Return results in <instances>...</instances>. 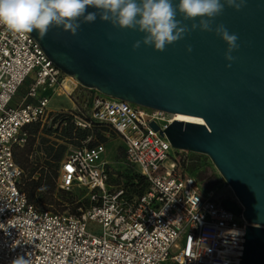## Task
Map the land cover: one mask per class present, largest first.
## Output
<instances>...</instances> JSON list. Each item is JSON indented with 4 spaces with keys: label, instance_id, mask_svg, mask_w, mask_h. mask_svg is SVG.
Instances as JSON below:
<instances>
[{
    "label": "built area",
    "instance_id": "built-area-1",
    "mask_svg": "<svg viewBox=\"0 0 264 264\" xmlns=\"http://www.w3.org/2000/svg\"><path fill=\"white\" fill-rule=\"evenodd\" d=\"M30 74L26 95L36 101L10 104ZM45 87L74 101L76 125L101 124L119 136L125 161L147 181L145 191L132 200L121 186L109 191L106 147L95 142L59 163L58 187L85 189L87 207L59 213L29 201L13 146L25 143V125L51 120L47 96H37ZM166 114L80 86L26 33L0 26V264L17 256L30 264H238L246 221L223 205L227 196L203 190L183 171L177 153L168 159L171 144L158 133L171 122Z\"/></svg>",
    "mask_w": 264,
    "mask_h": 264
},
{
    "label": "water",
    "instance_id": "water-1",
    "mask_svg": "<svg viewBox=\"0 0 264 264\" xmlns=\"http://www.w3.org/2000/svg\"><path fill=\"white\" fill-rule=\"evenodd\" d=\"M177 19L191 28L193 21L179 12ZM217 24L239 37L234 61L225 59L226 42L199 29L163 52L144 45L133 50L143 33L99 17L81 23L75 36L56 26L43 39L36 31L26 34L86 89L201 118L172 120L158 133L176 150L209 157L237 201L224 198L223 205L246 221L238 264H264V0H245L240 11L225 5ZM148 124L158 130L152 120Z\"/></svg>",
    "mask_w": 264,
    "mask_h": 264
},
{
    "label": "clouds",
    "instance_id": "clouds-1",
    "mask_svg": "<svg viewBox=\"0 0 264 264\" xmlns=\"http://www.w3.org/2000/svg\"><path fill=\"white\" fill-rule=\"evenodd\" d=\"M244 3L245 0H178L175 5L173 0H0V26L21 34L36 31L43 39L53 26L75 36L81 23H94L99 17L121 29L143 33L142 40L132 45L133 50L144 45L160 52L199 29L214 32L226 42L225 59L231 62L236 59L232 53L239 49V37L230 34L223 24L213 27L214 18L223 13L225 5L240 11ZM178 12L184 20L193 21L190 29L177 19ZM187 51L192 48L189 46ZM11 264L30 261L17 256Z\"/></svg>",
    "mask_w": 264,
    "mask_h": 264
},
{
    "label": "trees",
    "instance_id": "trees-1",
    "mask_svg": "<svg viewBox=\"0 0 264 264\" xmlns=\"http://www.w3.org/2000/svg\"><path fill=\"white\" fill-rule=\"evenodd\" d=\"M23 129L27 132L25 143L13 146L14 160L23 172L20 187L30 202L36 203L41 209H48L52 203H56L54 192L64 191L57 188L56 179L65 151V144L51 141L48 136L54 134L56 138L79 147L89 134H93L97 138L95 142L104 143L102 131L107 126L93 123L91 128H81L74 124L72 113L58 112L51 117L49 125L34 122L25 125ZM122 151L124 153L123 145ZM179 153L177 151L182 165L184 159ZM117 175L114 180L116 179V183L121 182L127 196L139 195L147 188V181L137 172H119Z\"/></svg>",
    "mask_w": 264,
    "mask_h": 264
},
{
    "label": "rangeland",
    "instance_id": "rangeland-1",
    "mask_svg": "<svg viewBox=\"0 0 264 264\" xmlns=\"http://www.w3.org/2000/svg\"><path fill=\"white\" fill-rule=\"evenodd\" d=\"M31 75L32 74H30L29 77L19 86L18 93L24 91L26 84L31 78ZM66 105L69 107L70 104H66ZM60 112L69 113V112H73V109H66L65 111H60ZM54 114L55 113H53L52 116ZM50 123H51V120L49 121L47 120L42 125H49ZM91 127L92 126L85 127V128H91ZM102 134L104 136V144L106 147L105 159L107 160L108 167H109L107 189H109L110 191V190H113V188L115 187L121 186V182L116 183L115 181L116 179L114 180V178H117L118 176L117 174H119V172L120 173L128 172V171L137 172V173L139 172L137 171L135 167L130 166L125 161L124 153L122 151V141L120 140L119 136L114 131L109 129L108 127L106 130L102 131ZM48 139L51 141L57 142V143L65 144V151H64L63 157L67 153H69L73 148L76 147V145L74 144L66 143L65 141H62L61 139L56 138L54 134L49 135ZM96 140L97 138L95 135L89 134V136L82 142V144L93 143ZM177 151L179 150L171 148L170 158L168 159L170 160L172 158H175ZM179 154H181V156L184 159V163L181 165V167L186 173H189L191 174V176L198 179L203 190L207 191V190L212 189L215 192L222 193L223 195L227 197H233V193L231 189L228 187L227 183L224 181V179L221 177L219 172L216 170V168L214 167V165L212 164L208 156H206L205 154L194 153V152L183 151V150H180ZM57 174L58 175H57L56 182H57V188H59L58 187L59 168H58ZM20 182L22 183V175L20 177ZM86 194H87L86 190L83 188H79V187H75L72 190H64L63 192L55 191L53 198L54 200H56L55 201L56 203H52L50 207H48V209L55 211V212H59V213L78 212L80 208L84 209L89 204ZM135 196H136L135 194H133L132 196H127L126 194V197L129 200H132ZM33 204L38 208L40 207L36 203H33ZM91 226L93 227V224H91ZM181 242L182 240L179 241V243ZM164 264H170V262L166 261Z\"/></svg>",
    "mask_w": 264,
    "mask_h": 264
},
{
    "label": "crops",
    "instance_id": "crops-1",
    "mask_svg": "<svg viewBox=\"0 0 264 264\" xmlns=\"http://www.w3.org/2000/svg\"><path fill=\"white\" fill-rule=\"evenodd\" d=\"M29 83H30V79L28 83L26 84V87L23 92L18 93V89H17L14 96L12 97L10 104L15 105V104H20V103L36 101L37 97H28L26 95V91H27ZM43 95L47 96L48 98L47 110L51 114L57 113L60 111H65L66 109H74L75 107L74 101L71 98L67 97L65 94H62L61 92H59L56 88H48V87L39 88L37 91V96H43ZM66 104H70L69 107Z\"/></svg>",
    "mask_w": 264,
    "mask_h": 264
},
{
    "label": "bare ground",
    "instance_id": "bare-ground-1",
    "mask_svg": "<svg viewBox=\"0 0 264 264\" xmlns=\"http://www.w3.org/2000/svg\"><path fill=\"white\" fill-rule=\"evenodd\" d=\"M168 120H184V121H195V122H202L201 118L197 116H192L188 114H182V113H173V114H166Z\"/></svg>",
    "mask_w": 264,
    "mask_h": 264
},
{
    "label": "flooded vegetation",
    "instance_id": "flooded-vegetation-1",
    "mask_svg": "<svg viewBox=\"0 0 264 264\" xmlns=\"http://www.w3.org/2000/svg\"><path fill=\"white\" fill-rule=\"evenodd\" d=\"M229 199H231V200H234V198L233 197H228ZM235 201V200H234Z\"/></svg>",
    "mask_w": 264,
    "mask_h": 264
}]
</instances>
